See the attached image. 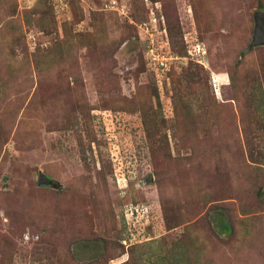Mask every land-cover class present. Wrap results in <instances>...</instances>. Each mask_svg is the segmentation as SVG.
<instances>
[{"label": "rangeland", "instance_id": "374dc122", "mask_svg": "<svg viewBox=\"0 0 264 264\" xmlns=\"http://www.w3.org/2000/svg\"><path fill=\"white\" fill-rule=\"evenodd\" d=\"M261 9L0 0V264H264Z\"/></svg>", "mask_w": 264, "mask_h": 264}, {"label": "water", "instance_id": "95a60500", "mask_svg": "<svg viewBox=\"0 0 264 264\" xmlns=\"http://www.w3.org/2000/svg\"><path fill=\"white\" fill-rule=\"evenodd\" d=\"M255 17V31L253 37V45L264 43V10H257ZM38 182L40 184H52L53 180L48 178L43 172H40Z\"/></svg>", "mask_w": 264, "mask_h": 264}, {"label": "built area", "instance_id": "2783aa9c", "mask_svg": "<svg viewBox=\"0 0 264 264\" xmlns=\"http://www.w3.org/2000/svg\"><path fill=\"white\" fill-rule=\"evenodd\" d=\"M145 24V26H147L146 25V23H144ZM151 46L149 47V49H148V54L149 55H151V58H152V62H153V64L155 65V66H157V67H167L168 66V61H167V59H165V58H161L160 57V54L159 53H155V50H154V48L153 47H155V46H153V43H151L150 44ZM196 47H198L199 48V53L201 54V53H203L204 54V49L201 47L200 48V44L199 43H197L196 44ZM196 47H194V48H196ZM199 54V55H200ZM205 55V54H204Z\"/></svg>", "mask_w": 264, "mask_h": 264}, {"label": "trees", "instance_id": "16d2710c", "mask_svg": "<svg viewBox=\"0 0 264 264\" xmlns=\"http://www.w3.org/2000/svg\"><path fill=\"white\" fill-rule=\"evenodd\" d=\"M72 7H73V4H72ZM260 8H263L262 6H259ZM262 10V9H261ZM144 61H145V59H144ZM146 63V62H145ZM46 175V174H45ZM47 176V175H46ZM48 178H50L49 176H47ZM52 179V178H51ZM53 180V179H52ZM46 185H50V184H46ZM225 226V228H226V230H229L228 228H229V226L228 225H224ZM124 246V245H123Z\"/></svg>", "mask_w": 264, "mask_h": 264}]
</instances>
